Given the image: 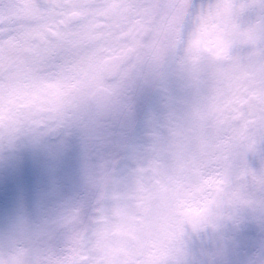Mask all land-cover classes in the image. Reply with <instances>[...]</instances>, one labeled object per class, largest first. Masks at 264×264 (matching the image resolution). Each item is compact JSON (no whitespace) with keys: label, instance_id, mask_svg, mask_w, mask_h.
I'll return each mask as SVG.
<instances>
[{"label":"clouds","instance_id":"9594fccd","mask_svg":"<svg viewBox=\"0 0 264 264\" xmlns=\"http://www.w3.org/2000/svg\"><path fill=\"white\" fill-rule=\"evenodd\" d=\"M217 2L189 0L178 55L197 38L200 13ZM230 2L244 5L234 52L246 54L252 49L242 43L243 33H264V5ZM205 79L195 83L145 67L120 83L107 77L101 88L75 91L56 111H40L25 99L9 104L5 96V124L9 108L34 113L31 121L38 123H26L35 131L19 134L12 146L0 135V264H113L117 257L126 264L120 250L141 244L146 264H264V145L221 146L242 154L231 162L226 194L201 187L214 173L202 169L167 191L162 177L145 172L153 196L140 208L120 198L150 162L173 170L167 154L153 149L171 139L174 118L195 123L207 111ZM116 208L143 215L138 239L114 233Z\"/></svg>","mask_w":264,"mask_h":264},{"label":"snow or ice","instance_id":"6c2138e0","mask_svg":"<svg viewBox=\"0 0 264 264\" xmlns=\"http://www.w3.org/2000/svg\"><path fill=\"white\" fill-rule=\"evenodd\" d=\"M259 2L264 5V0ZM243 7L219 0L204 9L197 38L181 56L189 0H0V135L12 146L19 134L35 131L26 123H38L31 121L34 113L9 108L5 124V96L9 104L25 99L40 111H56L75 91L101 88L107 77H117L120 83L145 67L187 76L195 83L205 77L210 93L207 111L195 123L174 118L171 139L153 149L167 154L173 170L150 162L147 169H137L139 182L120 198L135 200L140 208L153 196L143 183L145 172L162 177L161 190L167 191L179 190L189 174L202 169L214 173L203 178L201 187L226 194L231 162L242 154L221 146L264 145V33L244 32L242 43L252 50L234 52ZM100 211L103 220L104 209ZM112 216L115 234L138 239L143 215L116 208ZM119 254L127 257L126 264H146L142 244L125 247ZM113 264H119L118 257Z\"/></svg>","mask_w":264,"mask_h":264}]
</instances>
